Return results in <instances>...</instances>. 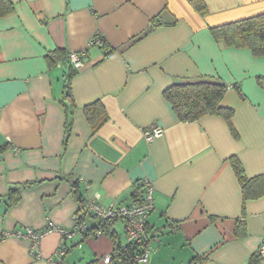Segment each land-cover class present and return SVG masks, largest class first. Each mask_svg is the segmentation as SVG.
I'll return each mask as SVG.
<instances>
[{"label":"crops","instance_id":"1","mask_svg":"<svg viewBox=\"0 0 264 264\" xmlns=\"http://www.w3.org/2000/svg\"><path fill=\"white\" fill-rule=\"evenodd\" d=\"M193 1L4 0L11 10L0 17V264H106L110 237L44 232L50 224L72 231L73 184L86 202L120 207L132 204L144 180L152 187L147 228L155 237L146 264H264L255 258L264 242V197L244 204L229 162L235 157L248 178H264V58L221 46L209 32L264 14V0H201L206 15ZM94 37L105 45L87 47ZM56 50L82 60L70 85L65 150L69 66L48 63ZM202 77L228 86L220 105L233 110L237 139L217 116L178 121L162 97ZM93 103L106 116L97 131L83 113ZM153 126L163 136L147 143L142 133ZM27 184L6 210L10 187ZM26 228L44 233L37 258L27 239L13 235ZM112 230L124 245L123 223Z\"/></svg>","mask_w":264,"mask_h":264},{"label":"trees","instance_id":"2","mask_svg":"<svg viewBox=\"0 0 264 264\" xmlns=\"http://www.w3.org/2000/svg\"><path fill=\"white\" fill-rule=\"evenodd\" d=\"M192 5L194 10L199 12L200 15H206L207 10H205V6L201 0H194ZM10 10L11 8L4 4V0H0V17L9 13ZM209 32L215 42L221 46L232 49H247L253 57L264 58V14L233 21V23L222 24L217 27H211L209 28ZM109 54L110 52H106L105 56H108ZM68 55L69 54L63 51L56 50L48 54L46 57L50 64L61 61L63 63L66 62L69 66L68 71L65 72L63 77V96L61 101L64 112L67 116L62 141L63 150H65L69 140L68 137L71 132L69 117H71L74 110L72 89H70V85L73 77L77 73V70L71 65ZM227 89L228 86L225 83L223 84L213 78L202 77L198 80L175 84L164 90L162 97H164L169 103L178 121L189 123L199 121L205 116H217L227 122L229 131L232 136L237 139V133L231 127L234 112L232 109L224 108L220 105ZM83 113L87 123L92 126L93 131L100 129L106 121L105 112L98 103H93L90 106L83 108ZM229 162L241 188L243 203L246 204V202H252L253 200H258L264 197V178L259 176L248 178L245 174L244 167H242L240 161L235 157H232ZM31 186V184H27L22 185V187H10L8 194L3 199L6 210L19 202V191L22 190V188H29ZM72 187L74 189L72 193L73 199H75L78 205L77 213L75 215L78 217L79 223H83L86 218L97 219L98 222L96 227L91 228L87 226L88 229L82 234L83 237H89L95 231L101 230L104 235L111 238L113 246H115L114 251L110 256L111 261H117L119 264H136L135 256L140 253L138 246L131 244L120 245L116 233L112 230L113 226L95 218L88 210H86V201L80 197L77 183L73 184ZM141 189L142 185H139L132 193L133 201L136 200L141 193ZM241 227V223H236L235 233L237 235L242 233ZM63 238L66 237L63 236ZM253 260L254 262L256 261L255 258H253ZM189 264L195 263L193 261Z\"/></svg>","mask_w":264,"mask_h":264},{"label":"built area","instance_id":"3","mask_svg":"<svg viewBox=\"0 0 264 264\" xmlns=\"http://www.w3.org/2000/svg\"><path fill=\"white\" fill-rule=\"evenodd\" d=\"M103 39L99 37H94L89 41L87 47H103ZM68 59L73 65L75 70L81 68V56L79 54H69ZM143 139L145 142L150 143L154 139L163 136L162 128L158 126H153L149 129H146L142 133ZM141 193L138 195L136 200L128 206L114 207L109 205L108 207L100 206L97 203L92 201H87L85 203V208L88 210L95 218H98L104 222H107L108 225L114 226L117 223H123V232L125 233L126 243L136 245L140 249V253L135 256L136 264H146L148 261V255L151 252V242L155 240L153 235H150L148 232L147 218L153 212V195L152 187L148 181L144 180L142 182ZM72 223L74 227L72 231H67L63 229H57L51 224L48 226L47 230L44 233L56 231L59 235L71 238L73 234L82 235L85 233V230L88 229L87 225L84 223H79L78 217L73 216ZM44 233L35 232L32 229L26 228L24 233L17 231L14 232L18 238H25L29 242L30 255L34 258H37L39 255V242ZM104 235L101 230H97L90 237H96ZM11 236V235H6ZM255 258L261 260L264 259V242L262 246L256 250ZM64 254V251L59 250L57 255L61 256ZM104 262L109 264L111 262L110 256L105 257ZM52 263V262H51Z\"/></svg>","mask_w":264,"mask_h":264}]
</instances>
